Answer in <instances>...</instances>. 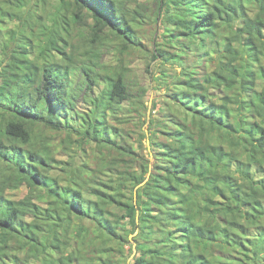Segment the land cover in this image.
<instances>
[{
    "label": "trees",
    "instance_id": "1",
    "mask_svg": "<svg viewBox=\"0 0 264 264\" xmlns=\"http://www.w3.org/2000/svg\"><path fill=\"white\" fill-rule=\"evenodd\" d=\"M5 1L0 264H17L16 249L39 264H264V49L251 39L264 0H155L150 48L140 28L151 19L127 0H23L13 29L20 0ZM135 52L165 88L139 151L125 131L139 112ZM178 57L176 72L166 63ZM77 139L89 157L57 159Z\"/></svg>",
    "mask_w": 264,
    "mask_h": 264
},
{
    "label": "rangeland",
    "instance_id": "2",
    "mask_svg": "<svg viewBox=\"0 0 264 264\" xmlns=\"http://www.w3.org/2000/svg\"><path fill=\"white\" fill-rule=\"evenodd\" d=\"M23 0L20 1H15L16 3L14 4V6H16L14 9L10 10V12L8 13L9 15H6V26L8 28H15V26L21 24V22L24 20V14L25 16L27 14H29V8L30 6L28 4H26L25 2H22ZM125 1V0H124ZM126 5H128L129 7H134L136 5V8L141 12V13H146L149 15L150 19L153 18V14L154 11H156V5H155V0H127V2L125 3ZM138 5V7H137ZM0 7L1 8H8V4L5 0H0ZM15 13V14H14ZM12 16H11V15ZM89 23L88 19L83 20V22H79L77 23V25L79 27H82L84 29H87V25ZM226 25H228L226 23ZM160 27V25H159ZM4 26H2L3 32L4 31ZM141 31H142V39L145 43V47L150 48L151 47V38H152V32L154 30V22L152 21V19L150 21L146 20L143 21L142 25H141ZM221 30H223V27H221ZM2 34V33H1ZM221 34V33H220ZM251 39L254 43V46L258 49H264V31L259 34V35H252ZM3 41L2 36H0V56L1 51H2V47H1V43ZM205 45L207 46L208 44L205 43ZM4 50V48H3ZM202 51H204V49L201 48ZM9 52V51H8ZM146 52V51H145ZM103 56L102 59L107 60L109 58V54L103 52ZM147 53V52H146ZM191 53H193L191 51ZM187 61L189 60L190 63L189 65L193 64L194 62L198 61L199 59L202 58V56L200 55H188L187 56ZM180 58V57H178ZM147 57H143L142 53L136 54L133 53L132 57H129L128 60V74L130 76V82L132 84H135V87L133 88V92L134 95L135 93L138 95V101L137 102H133L135 105V108H137L139 110V112H135L133 114V116L130 118L129 124H126L125 126V131H127L128 129V133L131 135V141L133 144V147L135 149V151H139V145L136 141H133L135 138L139 137L141 138L142 144L143 145H148V139L147 138H142L140 132L145 134V137H147L149 135V132H151L154 129V124H152V122L156 119L157 115H158V110L156 109L158 107V104L155 106V109L152 110V106H153V101H155L157 99V101L160 102L161 98L163 97V93L165 92V88L162 84H160L157 81H154L152 79H150V77L148 76V74L145 72V67H146V61H147ZM181 59V58H180ZM261 63L264 65V58L261 59ZM153 64V63H152ZM182 64H185L184 60H178L175 62H172L171 64L169 62L166 63V65L169 68H173L174 70H176V72H178L182 66ZM153 71H156L161 68L164 67L163 64H161L159 66V68L154 67L153 65H151ZM150 67V68H151ZM134 86V85H133ZM99 89L101 87H98ZM257 88H261L260 84H257ZM98 91V90H96ZM131 102H126V106L130 107L131 106ZM80 105V104H79ZM152 113V117H150V114ZM153 120V121H152ZM82 145V142L77 139L74 140L73 143H70V147H73L72 149H75L76 151L79 150V147ZM69 148V147H68ZM104 151L106 152V149L103 148H98V150L96 152H98V154H101V152L99 151ZM66 151V150H65ZM79 152V153H78ZM76 154L72 155L70 158L68 157V154L63 152H58L57 155V159H63L66 160L68 159L69 162L73 161L74 163L79 162L80 160H84L86 157L89 156H84L80 151H78ZM143 152L146 154L147 150H143ZM97 154V153H96ZM52 174H58L57 170H51ZM27 194V190L24 187L19 188L17 191H15V193H11V196L16 199V200H20L22 198H24ZM136 231L134 233H132L131 235H129V238L132 240V237L135 235ZM133 242V240H132ZM69 243H73V240L71 239V241ZM66 244L67 248L65 251H70L72 249V246ZM125 249H127V246H125ZM23 251V250H22ZM16 253H17V264H39L40 260H38L36 257V255L32 254L31 251L29 250H25L23 252H21L20 249H16ZM126 253V252H125ZM133 253L130 254L128 256V259L126 260V262L130 261V259L132 258Z\"/></svg>",
    "mask_w": 264,
    "mask_h": 264
}]
</instances>
